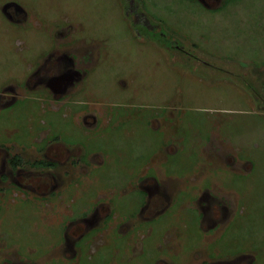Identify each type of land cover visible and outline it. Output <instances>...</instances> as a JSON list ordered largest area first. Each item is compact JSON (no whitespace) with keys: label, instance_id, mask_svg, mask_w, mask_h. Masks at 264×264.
I'll use <instances>...</instances> for the list:
<instances>
[{"label":"rangeland","instance_id":"1","mask_svg":"<svg viewBox=\"0 0 264 264\" xmlns=\"http://www.w3.org/2000/svg\"><path fill=\"white\" fill-rule=\"evenodd\" d=\"M142 2L0 0V264H264V0Z\"/></svg>","mask_w":264,"mask_h":264},{"label":"flooded vegetation","instance_id":"2","mask_svg":"<svg viewBox=\"0 0 264 264\" xmlns=\"http://www.w3.org/2000/svg\"><path fill=\"white\" fill-rule=\"evenodd\" d=\"M7 4L11 5L12 3L10 2V3H7ZM7 4H6V6H7ZM14 5H15L17 11L23 10L22 8H18V6L16 4H14ZM6 6L3 8L4 9V12H6V13H12V11H9ZM13 18H14V16H13ZM55 52L56 51H53L49 55V57H47L45 59L44 63L42 65H39V67L37 68V70H35V72H32L29 80H32V78H34V77H36L38 75L39 76L38 78H40L42 80V82H46L47 85H48V87L50 89H53L54 91H60V90L61 91H63V90L64 91H67L68 90V84L70 82H72V80L75 77V75H80L81 72L79 70H74L73 71V69H74V67H73L74 66V64H73V60H74L73 54H72V57H71V53H68L66 51H63L61 53H55ZM52 56H53V58H52ZM72 58H73V60H72ZM49 59L52 60V62L50 63V65H48L49 63L47 62V60H49ZM16 93L17 92H15V95L14 96L11 95L10 99L8 98L9 100H6L5 101L4 104L6 106L3 107L4 109L8 105H11V104L15 103L16 97H17V94ZM56 138H58V137H55L53 139H56ZM75 144L76 145H80L78 142H76ZM82 148H84V147H82ZM156 150L157 149H155V151ZM88 154H90L89 150H88ZM91 154H93V153H91ZM170 161H173V160L170 159ZM10 162H11V165L14 168H20V167H22L25 164H27V166H30L32 168H48V167H53V166H55L57 164L56 163L57 161L49 160V159H36V160H32L31 161L30 159H25L24 156H22L21 154H18V153L17 154H14L11 157ZM31 172H32V170H31ZM20 176H23V174H20ZM143 191H144V193L147 192L146 190H143ZM145 205L146 204H144L143 207L146 208V206L149 205V203L147 202V205L146 206ZM74 221H72L74 224L80 223V221L79 222L78 221H75L74 222ZM70 234H72L73 237H71V236L69 237ZM110 234H113V233H110ZM116 234H118L119 237L123 239V242L122 243H124V241H126V237H124V235L122 236L120 233H116ZM80 235H82V234H79L78 236H80ZM91 235L92 234H89L87 236L90 237ZM69 238H71L72 241L73 240H75V241L77 240L76 243H75V246H81L83 244V241H84V238L83 237H77L73 233L68 232V231H67V233L64 232L62 242L59 243V245H58V249L59 250H62L63 248L65 250V247H64L65 240L66 239H69ZM142 241H144V240H142ZM122 243L117 242V244H114L113 245L112 249L115 250V251H117V249H118V253L121 256H123L124 258L126 257L128 260H131L132 255L129 256V254H131V252H132V254H134L133 252L135 251V248L128 249V246H127V248H125L124 247V244H122ZM122 245H123V247H121V248H114V247L122 246ZM98 252H99V249L96 251L95 254L93 253L94 256L98 255ZM143 253H144V251L142 252V244H141V248L139 249L138 253H136V254L137 255H139V254L143 255ZM243 256L244 255H241V256L237 257L235 260H238L239 261L241 258H243ZM226 260H228V259H226ZM232 262H234V261H232ZM157 263L158 264H161L160 261H158ZM80 264H82V263H80ZM216 264H230V261H225L224 259H221Z\"/></svg>","mask_w":264,"mask_h":264},{"label":"trees","instance_id":"3","mask_svg":"<svg viewBox=\"0 0 264 264\" xmlns=\"http://www.w3.org/2000/svg\"><path fill=\"white\" fill-rule=\"evenodd\" d=\"M123 1H125V3H126L125 9L129 12V14H131V12L133 14L134 13H137L136 12L137 10H142L143 9V2H142V0H133V3L132 4H130V0H123ZM141 15H143L142 16L143 19L148 20V22H152L153 21L151 19V17L147 13H144V14H141Z\"/></svg>","mask_w":264,"mask_h":264},{"label":"crops","instance_id":"4","mask_svg":"<svg viewBox=\"0 0 264 264\" xmlns=\"http://www.w3.org/2000/svg\"><path fill=\"white\" fill-rule=\"evenodd\" d=\"M71 57H72V54H71ZM73 57H74V55H73ZM72 60H73V58H72ZM73 64H76L75 62H74V60H73ZM39 67V66H38ZM37 66L35 67H32V68H29V71L30 72H33V71H35V70H37V68H38ZM76 70H78V69H76ZM73 71H74V69H73ZM58 93V92H57ZM66 92H64V94H65ZM63 110V109H62Z\"/></svg>","mask_w":264,"mask_h":264}]
</instances>
